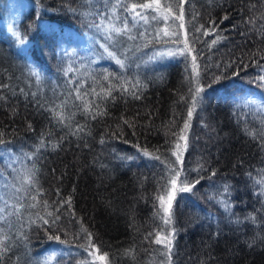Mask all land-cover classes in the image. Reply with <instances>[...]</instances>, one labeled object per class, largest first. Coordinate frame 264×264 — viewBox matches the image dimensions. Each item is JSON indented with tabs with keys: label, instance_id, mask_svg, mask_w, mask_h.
<instances>
[{
	"label": "trees",
	"instance_id": "1",
	"mask_svg": "<svg viewBox=\"0 0 264 264\" xmlns=\"http://www.w3.org/2000/svg\"><path fill=\"white\" fill-rule=\"evenodd\" d=\"M9 2L21 10L13 32L0 28V169L12 192L18 177L34 169L42 190L37 199L49 207H28L35 189L18 193L19 201L8 198L25 207L0 224L12 236L3 264H33L53 246L67 251L51 264H84L81 225L109 264H169V256L171 264H264V195L255 183L264 177V0H161L176 12V3L182 7L179 39L187 32L194 41L185 55L169 54L184 47L171 42L175 37L140 33L131 20L130 33L102 37L97 25L106 15L91 0H0V26ZM80 37L100 56L74 50ZM194 99L190 127L182 132ZM50 109L65 119L58 122ZM177 134L187 136L182 163L171 151ZM11 154L25 155L17 156L25 167L18 175L4 161ZM161 161L175 162L182 180H199L191 192L176 194L171 224L157 199L167 180ZM69 197L71 207L63 203ZM47 212L59 217L55 224ZM173 229L169 253L155 239Z\"/></svg>",
	"mask_w": 264,
	"mask_h": 264
},
{
	"label": "snow or ice",
	"instance_id": "2",
	"mask_svg": "<svg viewBox=\"0 0 264 264\" xmlns=\"http://www.w3.org/2000/svg\"><path fill=\"white\" fill-rule=\"evenodd\" d=\"M175 7L180 9L179 12L174 11L173 3H165L162 4L161 0H138V2H133L131 4H127L124 2V0H116V3L112 5V12H111V22L105 23L103 19H101L100 24L97 25V27H102V30L105 32V38L108 40H114L117 36L125 35L130 33L131 29L128 25L127 20L123 22H119V16L117 14V10L122 8L123 10L130 13L133 26H135V23H138L139 20H143L145 23L149 22V19L156 20L158 19L157 16L149 17L145 15V10H151L154 13L159 14V18L162 19L165 22V28L160 30L163 32V36L166 37H175V39H172L171 42L175 43L179 46L180 43L184 44L183 48H177L176 50H172L169 52V54H176L179 53L181 55H185L188 53H191L194 51L193 48L190 47V45L194 41H190L187 38V32H185V38L183 41L179 39L180 33L178 29L184 28L185 24L183 22V10L179 3L175 4ZM227 17H225L226 19ZM169 19L172 20H180V24H168ZM201 28H203V25H201ZM171 29V30H170ZM160 31L157 32V36H160ZM196 31H199V29H196ZM211 30H205L202 34L208 35ZM18 35V34H17ZM134 37L129 36V39H133ZM195 39H199L196 37ZM221 39V37L217 36L215 39H213L210 43L215 44L217 40ZM105 51L108 52V55L115 59V62L120 65L121 68L124 67L123 61L119 58H117L112 52L108 51L107 47H105ZM198 64H197V56H192V73L195 75V92L194 96H199V93L203 90L199 83V71H198ZM35 74V73H34ZM261 80H264V77L260 78ZM137 84L139 82L137 81ZM127 90V89H125ZM110 89L106 94H110ZM191 91V89H190ZM134 94V93H133ZM77 98H81L78 97ZM139 98L138 96L136 97ZM197 100H193L192 106L188 111V120L184 123V128L181 130L182 132H185L190 127V119L193 113V110L195 109L197 105ZM84 110L86 112L90 111V106L85 102L84 104ZM50 111H53L54 118L58 120V122H62L65 117L63 115V112H55L54 109H50ZM83 129H77V131H82ZM247 132V130H246ZM247 134L251 135L253 139L256 138L255 133L253 132H247ZM2 135V134H0ZM180 140L184 141L183 146L180 144ZM2 143V141H0ZM43 145V141H41V146ZM187 136L186 135H180L177 134V141L175 142L174 148L171 149L172 155L176 157V162L182 163V154L183 151L187 150ZM262 146H264V141H262ZM144 155L148 156L150 153L147 151V149L144 150ZM154 159H160L158 156L152 157ZM29 159H31V156H29ZM14 162V161H13ZM165 164V167L167 169V180L164 185V192L163 194H158L157 199L160 201L161 209L165 213L164 217H161L164 220L165 224H171L172 222V207H173V201L176 199V194L178 192H191L192 189L195 187L196 184L199 183V180H196L194 183L189 182L187 178L181 179V173L182 169H179L175 166V162L171 161H161ZM212 175H215V172L212 173ZM19 179V186L13 184L11 187L13 189L12 195L16 201H19L21 197L17 195L18 193H24L25 196L30 194V190L35 189L36 194L31 195V200L33 201L32 204L28 205V207H36L37 204H42L45 209L49 207V204L47 200L40 201L37 199L38 195H42V190L38 187V181L36 179V174L34 169H29L25 174L18 177ZM255 183L261 185V190L258 193V195H264V177H262L259 180H256ZM168 185H171L169 188ZM229 186L225 185L223 192L224 194H228ZM0 201L3 203V207H0V213H5V215L0 216V224H4L7 221L8 216L15 215L17 218L21 215V209L25 207L23 203H10L7 198H0ZM224 207L225 210L228 211L230 209V205L227 200H221L220 201ZM63 203H66L71 207V197L67 198L63 201ZM166 205V206H165ZM9 209H12V211H8ZM47 216H53V219L51 221L52 224H55L56 220L59 219L58 216H55L52 212H47ZM40 220H43L44 224H48L49 220L46 219L44 216H38L37 217ZM250 219L255 222V217L252 216ZM81 231L85 233V239L88 241L87 244L81 245V247L84 248L85 251L88 252V255L92 257L91 261H85L84 264H95L97 260L103 262V264H109L108 261V253L104 252L103 254H98L100 252V249L92 242V233L88 231L87 228H85L83 225H81ZM174 232L173 229L172 232H170L167 236H165L163 239H161L160 234H157L155 243L161 244L163 243L164 246L167 248L168 252H171V246H172V240L174 238ZM49 239H56L59 240L60 238L58 236H50ZM12 240V236L10 235V230H6L3 227H0V264H3L4 257L6 253L10 250V243L9 241ZM61 243H65V241H60ZM251 247V244L249 245ZM127 254L131 255V250H128ZM169 264H171V257L169 256ZM45 264H51V258H49L48 261L45 262Z\"/></svg>",
	"mask_w": 264,
	"mask_h": 264
},
{
	"label": "rangeland",
	"instance_id": "3",
	"mask_svg": "<svg viewBox=\"0 0 264 264\" xmlns=\"http://www.w3.org/2000/svg\"><path fill=\"white\" fill-rule=\"evenodd\" d=\"M93 1V3L95 5L98 6V8H101L103 13L106 15V18H104L105 23H109L111 22V12H112V5H114L116 3V0H91ZM126 0H124L125 2ZM136 1V0H135ZM138 1V0H137ZM127 4H131L133 3L131 0H127V2H125ZM5 9H6V26L2 25L0 26V28H3L5 31H11L13 32V30H11V26H12V22H14L16 19L17 14L20 12L21 10V6L19 4H13L12 2H9L8 6L5 3ZM8 8H7V7ZM117 14L119 16V22H123L126 20H131V15L129 12L123 10L122 8L117 10ZM145 15L152 17V16H157L159 18V14L158 13H154L151 10H145ZM138 19V18H137ZM139 20V19H138ZM156 20L153 19H149L148 23H145L143 20L139 21V31L141 33V31H144L146 29H148V32L153 33V34H157V27L159 26H164L165 27V22L162 20L161 23H157ZM133 23V22H132ZM137 24V23H136ZM138 25V24H137ZM160 30H162V28L160 27ZM102 31V30H101ZM101 32H99L100 34ZM160 33H163L162 31H160ZM105 36V32L102 33V37ZM91 47V42H89L88 40H85L83 38H79L77 39V45H75L73 48L74 50H79L83 55L85 54H95V57L100 56V54H97V48L93 49V50H87ZM145 58L148 57V55H143ZM21 158H25V155L23 154H11L10 156L4 155V161H7V164H14L13 167V171H15L18 175L19 171H23L24 170V165L19 164L18 163V157ZM14 161V162H13ZM11 182L9 181V178H6L5 175L1 172L0 169V191H1V198L5 197V198H9V197H13L12 195V191L10 190V184ZM17 184L19 185V180H17ZM3 196V197H2ZM4 206L2 201H0V207ZM166 206V205H165ZM67 251V248L64 247H60V246H53L52 248H49L45 251H43L42 253H40L38 256H36V258H32V263L33 264H45L46 261L49 260V258H51V262H52V258L55 256L56 253L58 252H64ZM100 254V253H98ZM86 260L87 261H91L92 257L88 255H86ZM85 260V261H86ZM95 264H103V262L97 260L95 262Z\"/></svg>",
	"mask_w": 264,
	"mask_h": 264
}]
</instances>
